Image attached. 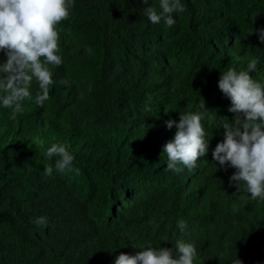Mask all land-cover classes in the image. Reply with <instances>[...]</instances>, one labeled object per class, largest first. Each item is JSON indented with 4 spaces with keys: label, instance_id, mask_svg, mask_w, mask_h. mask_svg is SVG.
Instances as JSON below:
<instances>
[{
    "label": "trees",
    "instance_id": "obj_1",
    "mask_svg": "<svg viewBox=\"0 0 264 264\" xmlns=\"http://www.w3.org/2000/svg\"><path fill=\"white\" fill-rule=\"evenodd\" d=\"M159 3L74 0L57 25L50 99L36 104L33 80L15 119L0 104V264H114L147 247L177 258L178 241L195 246L193 264H264V200L212 158L221 118L236 115L220 74L255 59L249 74L264 83V0H181L171 27L147 19L144 8ZM185 112L202 114L208 146L176 173L166 122ZM53 143L68 147L79 174L46 158ZM42 216L46 225L35 224Z\"/></svg>",
    "mask_w": 264,
    "mask_h": 264
},
{
    "label": "clouds",
    "instance_id": "obj_2",
    "mask_svg": "<svg viewBox=\"0 0 264 264\" xmlns=\"http://www.w3.org/2000/svg\"><path fill=\"white\" fill-rule=\"evenodd\" d=\"M148 4V0H142ZM74 0H0V51L6 62L0 64V104L10 109V118L15 119L22 111V101L31 99L30 88L33 80L38 84L35 96L37 105L50 99V85L53 84L49 65L60 66L58 55L59 33L57 25L69 18ZM159 11L154 6L144 8L147 19L153 24L161 20L171 27L175 24L173 13L184 12L181 0H160ZM259 40L264 43V29L259 31ZM258 60L248 64V70L237 71L229 68L220 74L219 90L231 101L229 111L235 113L232 124L221 118L219 126L224 129L223 141L212 152V158L221 167L229 165L236 169L230 181L238 182V190L244 186L250 198L264 200V83L250 76ZM67 84V80L61 81ZM204 112V105L200 106ZM243 117V118H241ZM201 113L180 114L179 122L168 120L166 127H175L173 140L167 142L163 152L167 156V170L179 173L178 164L191 170L207 151L208 139L202 125ZM55 159L59 171H74V155L63 144L53 143L46 151V158ZM45 175L52 174V167L44 169ZM37 225H46L47 218L39 217ZM178 227H186L180 221ZM177 258L169 249L147 247L136 255L120 254L114 264H193L197 250L192 243H176ZM233 264H241L234 259Z\"/></svg>",
    "mask_w": 264,
    "mask_h": 264
}]
</instances>
